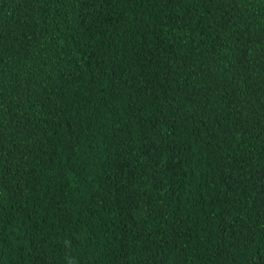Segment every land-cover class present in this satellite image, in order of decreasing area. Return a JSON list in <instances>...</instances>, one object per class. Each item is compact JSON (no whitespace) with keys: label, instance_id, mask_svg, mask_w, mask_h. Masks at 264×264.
<instances>
[{"label":"trees","instance_id":"16d2710c","mask_svg":"<svg viewBox=\"0 0 264 264\" xmlns=\"http://www.w3.org/2000/svg\"><path fill=\"white\" fill-rule=\"evenodd\" d=\"M0 264H264V0H0Z\"/></svg>","mask_w":264,"mask_h":264}]
</instances>
